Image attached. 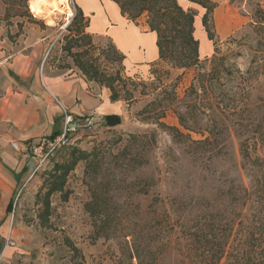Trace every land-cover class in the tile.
<instances>
[{
	"label": "rangeland",
	"instance_id": "1",
	"mask_svg": "<svg viewBox=\"0 0 264 264\" xmlns=\"http://www.w3.org/2000/svg\"><path fill=\"white\" fill-rule=\"evenodd\" d=\"M211 1L217 3L211 24L224 66L218 65L220 61H205L201 79L213 88L205 93L198 90L195 96L189 88L191 83L199 85L194 67L166 75L163 70L168 65L162 62L125 66L136 91L120 124L109 127L103 115L90 116L82 118L66 143L52 150L40 147V139L48 133L26 143L28 172L12 192L0 191V204L6 194L13 199V209L3 217L0 207V234L5 235L0 239V264H212L202 256L201 230L203 240L213 247L230 230L229 238H240L246 215L257 201L253 195L247 199L244 188L251 191L252 176L264 170L243 157L247 149L252 159L264 158V65L260 57L252 59L259 47L247 26V13L228 0ZM74 2L68 0L66 5L72 16ZM43 7L41 14L34 15L28 4L30 23L51 40L47 62L66 67L68 58L61 46L72 16L68 19L67 8L59 0H44ZM186 9L198 19L201 50L205 43L213 50L201 24L204 10L193 3ZM225 19L230 25L223 30L219 22ZM12 20L28 23L25 16ZM93 36L95 48H90V54L97 56L98 48L110 39ZM212 53L200 57L210 58ZM212 69L209 79L206 72ZM153 100L151 114L165 108L159 122L181 133L163 129L154 118L143 119L139 111ZM178 114L184 116L188 129L181 127ZM70 146L95 149L94 162L100 167L96 173L86 171L84 161L77 163L67 177V200L59 193L51 196L49 225L44 227L38 219L42 207L36 193L43 173L63 160ZM94 192L109 205V213L97 219L85 209ZM67 240L80 249L82 260L72 255Z\"/></svg>",
	"mask_w": 264,
	"mask_h": 264
},
{
	"label": "trees",
	"instance_id": "2",
	"mask_svg": "<svg viewBox=\"0 0 264 264\" xmlns=\"http://www.w3.org/2000/svg\"><path fill=\"white\" fill-rule=\"evenodd\" d=\"M5 5V12L0 16V22L5 21L6 25L12 24V17H27L28 23L33 22V17L28 10L29 0H1ZM119 7L122 16L137 24L138 19L146 17V23L149 29L156 34V46L158 50V60L168 65V69L163 70L169 75L170 70L182 71L194 67L197 70L195 75L199 83H191L189 88L194 91L195 96H199L198 90L206 92L211 88L202 81L201 76L205 61H220L218 65L224 66L221 57L217 56V43L215 33L212 28L211 18L217 3L211 0H188L200 6L204 11L201 16V24L208 40L212 41L214 50L210 58H201L199 54V41L194 35V13L191 9L183 8L178 0H113ZM229 4L234 5L241 11L246 12L249 21L247 26L253 34L252 40L259 47L252 59L260 57L264 65V0H228ZM75 12L66 25L67 34L63 37L61 51L67 58H70L73 65L82 73L88 81H94L100 86L110 90V100H123L127 106L135 100L134 93L136 85L131 77L125 74L124 54L110 41L108 45L100 46L97 56L90 54V48H95L93 35L86 31L88 19L83 15L82 10L74 4ZM18 30L10 34L8 38L13 40L21 32L24 20H17ZM247 37L250 35L245 34ZM230 40L236 38L230 36ZM222 60V62H221ZM156 62L151 63L155 65ZM64 67V66H62ZM206 72L209 79L213 77V71ZM220 71V70H219ZM218 71V72H219ZM179 74V75H180ZM179 75L176 77L179 79ZM207 81H210L207 79ZM178 82V81H177ZM212 82V80L210 81ZM131 86L132 88H129ZM175 87V84H173ZM198 87V88H196ZM213 88V87H212ZM142 93L141 91L139 92ZM155 109V100L148 102L139 113L144 115V120L150 118L156 119L157 123L163 129L179 132L175 126H170L159 119L165 115V108H161L155 115L151 111ZM75 117V116H73ZM84 118V117H83ZM103 119L106 126H115L122 122L119 114H105ZM179 124L182 128L188 129L184 116L178 114ZM60 132L59 128L47 135L49 138H55ZM92 151L82 150L76 146H70L66 152L65 158L61 161H55L52 167L43 173L41 186L36 193L40 199L41 211L38 213L40 225L46 227L49 225V216L51 212V196L59 193L63 200H67L69 191L66 189L67 177L75 168L79 161L85 162V170L94 169L98 172L100 164L94 162L97 154ZM243 157L251 161L252 164L264 168V158H251L248 150H243ZM95 159V160H94ZM96 175V174H95ZM251 191L244 188L247 193V199L253 195L256 196V206L249 215H246V224L244 233L240 238L232 236L230 232L224 238L217 239L214 242L215 247L210 245L209 240H203L205 235L200 231V241L203 245L202 256L206 261H212V264H264V170L262 174L252 176ZM13 209V199L10 200L8 210ZM85 209L92 218H101L109 213V205L102 202L97 193L94 192L91 200L85 204ZM248 216V217H247ZM97 226V224H95ZM72 255L83 259V255L71 241H66ZM204 260V261H205Z\"/></svg>",
	"mask_w": 264,
	"mask_h": 264
},
{
	"label": "crops",
	"instance_id": "3",
	"mask_svg": "<svg viewBox=\"0 0 264 264\" xmlns=\"http://www.w3.org/2000/svg\"><path fill=\"white\" fill-rule=\"evenodd\" d=\"M178 3L186 9L192 2L178 0ZM74 4L88 19L86 31L108 37L124 54L126 67L148 66L158 60L156 34L149 29L145 16L135 24L121 15L113 0H75ZM4 12L5 5L0 0V16ZM12 21L11 25L0 22V191L8 193L29 170L30 155L23 146L42 133L49 135L53 129H61L63 110L55 99L67 113L82 118L121 115L127 106L122 100L111 101L110 90L86 80L69 58L63 68L49 64L51 40L35 24L24 23L22 32L13 40L9 39L8 32L17 31L16 20ZM200 42V55L213 52L206 43L201 50ZM12 142H16V148L12 147ZM6 195L0 204L2 217L10 212L12 196ZM3 238L5 235L1 233L0 239ZM2 247L3 242L0 249ZM6 248L4 246L3 253Z\"/></svg>",
	"mask_w": 264,
	"mask_h": 264
},
{
	"label": "built area",
	"instance_id": "4",
	"mask_svg": "<svg viewBox=\"0 0 264 264\" xmlns=\"http://www.w3.org/2000/svg\"><path fill=\"white\" fill-rule=\"evenodd\" d=\"M55 100L63 110L62 127L59 134L55 138L51 139L48 136H44L40 139V147L46 145L50 147V150L66 143L68 137L71 136L82 125V117H73L71 114L66 112L62 103L58 99ZM84 118L87 120L89 117ZM11 145L14 148L17 147L16 142H12Z\"/></svg>",
	"mask_w": 264,
	"mask_h": 264
},
{
	"label": "bare ground",
	"instance_id": "5",
	"mask_svg": "<svg viewBox=\"0 0 264 264\" xmlns=\"http://www.w3.org/2000/svg\"><path fill=\"white\" fill-rule=\"evenodd\" d=\"M67 1L68 0H59V3L61 5H64L67 8L66 13H67L68 19H69V17L72 16V13L68 9V6H66L67 5ZM43 2H44V0H29L28 1L29 7H30L31 11L34 13V15H39V14L42 13L43 8H44L43 7ZM47 22H48V24H51L53 22L52 19H51V16H48ZM219 25L224 30V29L228 28V26L230 25V21H228L227 19L220 20ZM198 29H199V23H198V19L196 18L195 21H194V35H195L196 38L199 36Z\"/></svg>",
	"mask_w": 264,
	"mask_h": 264
}]
</instances>
